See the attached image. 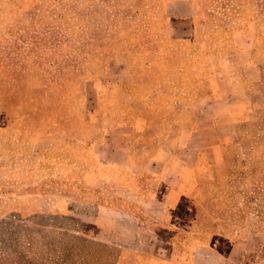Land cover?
<instances>
[{"label":"rangeland","instance_id":"obj_1","mask_svg":"<svg viewBox=\"0 0 264 264\" xmlns=\"http://www.w3.org/2000/svg\"><path fill=\"white\" fill-rule=\"evenodd\" d=\"M0 264H264V0H0Z\"/></svg>","mask_w":264,"mask_h":264}]
</instances>
